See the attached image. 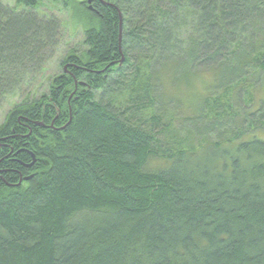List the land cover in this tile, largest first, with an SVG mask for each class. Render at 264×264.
Returning <instances> with one entry per match:
<instances>
[{"label":"trees","instance_id":"16d2710c","mask_svg":"<svg viewBox=\"0 0 264 264\" xmlns=\"http://www.w3.org/2000/svg\"><path fill=\"white\" fill-rule=\"evenodd\" d=\"M74 1L33 94L60 20L0 0V264H264V0Z\"/></svg>","mask_w":264,"mask_h":264},{"label":"rangeland","instance_id":"374dc122","mask_svg":"<svg viewBox=\"0 0 264 264\" xmlns=\"http://www.w3.org/2000/svg\"><path fill=\"white\" fill-rule=\"evenodd\" d=\"M5 5L13 8L17 11L35 12L39 15L46 17L55 16L60 20L61 23V37L58 46L52 51L47 53V60L45 67L42 71V76L37 79V84L31 87L25 86L23 92L26 93H39L44 92L47 89L48 80L51 76L60 73L62 71L61 61L65 58L66 54L74 49H84V26L81 23L80 18L75 14L73 5L76 1L68 0L67 3L63 1H51V0H40L36 7L27 8L24 6H18L15 0H1ZM27 96V95H25ZM24 96V97H25ZM18 102V99L16 98ZM14 104V103H13ZM13 104L4 105L0 108V124L3 122L7 112L12 108ZM186 109L177 108L172 111L176 114V120L159 130L158 142L164 147V141H169L167 138L164 140V135L167 133L172 138L180 139V143L183 142V146H191L196 141L190 132L191 128L186 126L182 128L183 123L181 120L186 115ZM182 129V130H181ZM162 139V140H161ZM158 161L152 160L150 165L156 164ZM149 164V163H148Z\"/></svg>","mask_w":264,"mask_h":264},{"label":"water","instance_id":"95a60500","mask_svg":"<svg viewBox=\"0 0 264 264\" xmlns=\"http://www.w3.org/2000/svg\"><path fill=\"white\" fill-rule=\"evenodd\" d=\"M90 3V1H88ZM121 26H122V22H121V19H120V39H121ZM123 60V58H121V61ZM66 68V67H65ZM66 70V69H65ZM73 94V93H72ZM52 126V125H51ZM34 158V156H33ZM34 161V159H33ZM29 177H25L24 179L27 180ZM21 182V181H20Z\"/></svg>","mask_w":264,"mask_h":264},{"label":"flooded vegetation","instance_id":"af4514ba","mask_svg":"<svg viewBox=\"0 0 264 264\" xmlns=\"http://www.w3.org/2000/svg\"><path fill=\"white\" fill-rule=\"evenodd\" d=\"M64 69H66L65 71H68V70H67V67H66V68H64ZM23 178H25V177H23Z\"/></svg>","mask_w":264,"mask_h":264},{"label":"bare ground","instance_id":"6f19581e","mask_svg":"<svg viewBox=\"0 0 264 264\" xmlns=\"http://www.w3.org/2000/svg\"><path fill=\"white\" fill-rule=\"evenodd\" d=\"M71 96V95H70Z\"/></svg>","mask_w":264,"mask_h":264}]
</instances>
